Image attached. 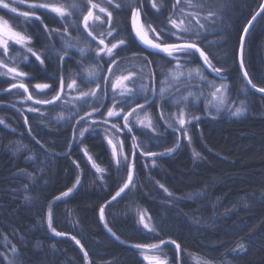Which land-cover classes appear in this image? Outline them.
<instances>
[{
  "label": "trees",
  "instance_id": "16d2710c",
  "mask_svg": "<svg viewBox=\"0 0 264 264\" xmlns=\"http://www.w3.org/2000/svg\"><path fill=\"white\" fill-rule=\"evenodd\" d=\"M30 2L33 0L16 2L14 6L18 11H32L27 6ZM60 2L65 5L75 2L85 9L84 14L90 7L88 0ZM92 2L109 7L118 30L131 32L130 9H114L107 0ZM129 2L121 0L125 5ZM151 2L144 0L143 8L153 26L170 28L169 15L175 11L179 16L181 8L186 13L198 14L200 23L204 24L202 29L195 19H187L200 31L197 42L212 63L224 69L222 75L226 77L224 83L229 90V104L219 113L211 107L206 112L204 97L199 99L192 110L200 120L187 125L190 145L180 138V133L174 134L171 129L166 131L160 121V103L172 113L177 112L176 107L165 102L148 107L154 121L160 122V132L136 127L138 142L143 141L149 150L158 153L165 152L176 142L180 147L172 153L157 156L155 166L137 152L136 188L131 195L122 193L105 208V219L120 237L117 240L100 221L99 207L122 186L126 173L116 175V166L102 133L88 132L78 144L73 141L72 127L78 117L71 124L55 119L62 110L71 108V104L57 101L55 105H34L27 99L29 94L34 98L45 96L34 84L53 83L46 77L52 75L60 62L55 58L51 62L46 60L45 72L35 57L18 46L9 48V57L15 56V60L4 57L0 50V59L10 65L15 63L20 70L29 73L24 80L29 93L19 88L11 89L10 85L17 81L0 75V120L4 121L0 124V264H148L142 256L143 250L132 247L137 243L160 245L159 251L170 264H264V97L247 86L238 66L243 29L263 0H180L179 4L176 0H156L160 5L159 12L152 9ZM189 3L196 6L190 8ZM38 11L43 13L41 18L49 28L62 31L60 17L48 10ZM74 11L78 13L79 10ZM209 12L215 15L209 16ZM0 16L17 30L31 35L36 49L44 51L46 33L39 21L25 23L26 18L3 8H0ZM78 19L82 21V15ZM80 28L83 33L82 23ZM70 31L76 35L73 29ZM53 42L60 47L55 34ZM133 52L148 55L135 43L127 52H121V56L131 57ZM25 54L29 57L27 61L23 59ZM70 55L73 59L66 58L65 64L79 74L77 62L80 56L75 49L70 50ZM148 59L154 63L144 71L156 73L158 89L163 76L155 62L160 63L165 74L169 62L162 55H148ZM194 63L201 64L197 55ZM244 64L252 83L264 87V13L246 39ZM140 66L139 60H123L113 71L126 74L128 70L139 71ZM107 67L105 64V74ZM204 71L209 81L220 85L215 73ZM77 82L79 84L80 80ZM144 82L152 85L151 80ZM54 87L58 88V82ZM189 88L193 92L203 89L205 96L211 99L206 84L181 85L180 91L186 94ZM191 101L192 97L189 98ZM137 103L144 101L141 99ZM241 103L246 109L244 115L231 116L229 107L234 110ZM76 106L79 107V102ZM28 107L39 108L44 115L29 112ZM86 111H90L88 106L80 115ZM64 114L67 115V111ZM122 139L126 152H130V135L125 132ZM81 147H87L97 163L109 170L103 183L96 179L95 170ZM194 150L200 153L199 158L194 157ZM74 160L79 162L80 169L76 168ZM77 175L81 184L66 199L56 201V197L72 187ZM161 184L172 196L160 187ZM49 210L53 228L65 233L64 236H55L49 230ZM141 211L153 217L156 231L148 232L139 225ZM73 236L80 245L71 238ZM162 240L165 243L161 244ZM172 240L180 245L179 250L169 242ZM240 244L244 245L243 250L238 247ZM81 246L88 253L87 261Z\"/></svg>",
  "mask_w": 264,
  "mask_h": 264
},
{
  "label": "snow or ice",
  "instance_id": "6c2138e0",
  "mask_svg": "<svg viewBox=\"0 0 264 264\" xmlns=\"http://www.w3.org/2000/svg\"><path fill=\"white\" fill-rule=\"evenodd\" d=\"M16 2L27 3V0H7V2L6 0H0V8L8 9L10 12L26 18L25 23H30L32 20L39 21L46 33L47 43L42 46L44 51L37 50L33 45V37L31 35L17 30L9 23V20L0 16V48L3 49V56L9 57V44L11 42L19 45L25 53H30L32 57H35V60L39 62L45 72H47L46 60L51 62L55 58L60 62L56 65L52 75L46 77L53 83L38 82L34 84L35 89L45 93V96L34 98L32 94H29L27 99L32 101L34 105H55L57 101H62L65 105L71 104V108L62 110L55 119L57 122L67 121L71 124L73 119L78 117V119H75V124H72L73 141H82L85 133L90 131L97 133V135L103 134L104 140L111 148V159L115 162L116 175L120 176L126 173V179L115 194L99 207V219L104 223L105 229L117 240H120V237L109 227L105 219V208L113 201H116L118 197H121L122 193L131 195L136 188L134 174L137 152L143 157L155 158L172 153L180 147L179 142H176L173 147L167 148L163 153L149 150L143 141L138 142L135 134L136 126L140 125L159 133L160 122L154 121L153 116L148 111V107L158 102L170 103L178 109L177 112H169L165 104L160 103V121H163L166 131L171 129L174 134L182 133L184 138L191 144V137L186 126L191 125L193 121L200 120V116H197L192 110L199 102V99L204 97L206 112L211 107L215 109L216 113H219L229 104V90L224 83L226 77L222 75L224 69L213 64L209 55L197 42L201 33L191 24V20L187 18L195 19L196 24L202 29L204 24L200 23L198 14L186 13L183 8L179 9V16H177L175 11L169 15L168 23L171 27L165 28L162 25L153 26V21L148 19V15L144 11V0H130L126 5L122 4L121 0H107V4L114 9L119 10L125 7L130 9L131 32H127L118 30V27L114 25L113 11L109 10V7L93 3L92 0H88L90 7L86 9V14H84L85 9L75 2L71 5H65L60 0H33L27 5L32 11H18V8L14 6ZM176 2L179 4L180 0H176ZM195 6L191 3L188 4L190 8ZM151 7L157 12L160 11V5L156 0H152ZM173 7L175 8V5ZM261 7L264 9V5ZM77 9L79 10L78 13L74 11ZM93 9H98L99 13H103L107 19L101 21L99 15H94ZM38 10H48L60 17L62 31L57 28H49L48 24L41 18L43 13ZM79 15H82V21L78 19ZM208 15L214 16L215 14L209 12ZM253 19H255V16ZM97 21H100L99 26L95 23ZM81 23L83 33H86V36L81 33ZM70 29H73L76 35H73ZM243 32L247 34L248 28L245 27ZM53 34L59 38V48L53 42ZM135 43H139L143 49H147L148 55H162V58H167L169 67L166 70V74L160 63L155 62L157 69H160L163 76V79L159 82L158 89L155 86L156 73L144 71L145 67H150L154 63V61L148 59V55L133 52L131 57L121 56V52H127ZM243 44L244 37L241 36L240 68L242 70L244 68ZM73 49L80 56V61L77 62L80 66L79 74L69 69L65 64L66 58L68 60L73 59L70 55V50ZM196 54H199V58L203 62L202 65L194 63ZM88 57H91V59L89 60ZM9 59L15 60L16 57L12 56ZM23 59L27 61L29 59L28 55L25 54ZM129 59L141 61L139 71L135 69L128 70L126 74L123 71H113L114 67H120L121 61ZM105 64L108 65L107 74H105ZM205 66L208 70L215 73L216 78L221 81L219 86L207 79L204 71ZM0 69L4 70L0 72V75L10 76L12 80L17 81L10 85L11 89L19 88L23 89L25 93H29V87L24 82L29 77V73L20 70L15 63L10 65L4 59H0ZM243 75L252 88L257 92L264 93V87H257L248 79L247 71H244ZM133 77L136 78L134 79ZM78 79L80 80L79 84L77 82ZM145 80H151L152 85L145 83ZM101 81H103V84ZM57 82L58 88L54 87ZM194 82L208 86L211 96L210 100L205 96L203 89L199 92H193L189 88L186 94L180 91L181 85H189ZM138 84L139 87H137ZM62 97H70V99L62 100ZM190 97H192L191 102H189ZM141 99H143L144 103H137ZM77 102H79V107L76 106ZM85 106H88L90 111L80 115ZM228 110L231 116L239 118L244 115L246 109L244 104L241 103L234 110L230 107ZM27 111L38 112L41 116L44 115V111L36 107H28ZM65 111H67V115L64 114ZM81 121H84V124H80ZM27 122V117H25V123L27 124ZM3 123L4 121L0 120V124ZM76 125H80V127L77 128ZM125 130L131 139L130 152L125 151V143L124 139H122ZM160 134L163 135V133ZM69 149H71V145H69ZM83 151L88 163L92 169H95L96 179L103 183L107 179L109 170L97 163L87 147L83 148ZM193 155L196 158L200 157V153L195 150ZM73 163L77 169H80L81 166L78 161L74 160ZM152 164L155 166L156 161L153 160ZM80 184L81 178L77 175L72 187L62 192L56 199L59 200L62 197L69 196ZM160 187L169 196H172V193L163 184ZM173 202H175V198H173ZM152 221L153 217L145 211L139 213L138 223L148 232L157 230V225ZM48 227L55 236L65 235V233L56 231L53 228L51 210L48 213ZM71 238L75 240L77 245H80L78 239L74 236ZM169 242L175 244L176 249L179 250L180 245L178 243L174 240ZM163 243L165 242L162 240L161 244ZM132 247L158 251L160 245L137 243L133 244ZM238 247L243 250L244 245L240 244ZM15 251L13 246V252ZM81 251H84L83 246H81ZM84 258L85 261L88 260L86 251H84ZM143 258L148 261V264H167V259H162L159 255L145 254Z\"/></svg>",
  "mask_w": 264,
  "mask_h": 264
},
{
  "label": "rangeland",
  "instance_id": "374dc122",
  "mask_svg": "<svg viewBox=\"0 0 264 264\" xmlns=\"http://www.w3.org/2000/svg\"><path fill=\"white\" fill-rule=\"evenodd\" d=\"M93 12H94V15H99L100 17H101V21H105L106 19H107V17L103 14V13H99V10L98 9H93ZM96 24H97V26L100 24V21H97V22H95ZM106 27V26H105ZM151 35V34H150ZM11 46H18V47H20L19 45H15V44H12L11 42H10V44H9V48L11 47ZM0 50L3 52V49L2 48H0ZM37 90V89H36ZM37 91H39V90H37ZM64 99H70V97H63ZM139 111V110H138ZM122 122V121H121ZM136 127H138V128H143V129H148V128H146V127H143V126H140V125H137ZM187 127V126H186ZM188 128V127H187ZM149 130V129H148ZM91 132V131H90ZM125 132H126V130H125ZM88 133V132H87ZM86 134V133H85ZM189 134V133H188ZM103 135V134H102ZM180 138H182L186 143H188L189 144V141L186 139V138H184V136H183V134L182 133H180ZM104 138V137H103ZM106 142V141H105ZM107 143V142H106ZM78 144H80V141H78ZM190 145V144H189ZM108 146V145H107ZM83 148L84 147H81V149H82V151H83ZM108 148H109V151H110V154H111V148H110V146H108ZM125 151H126V149H125ZM146 158V160L149 162V164H151V165H153L152 164V161L153 160H155L156 159V157L155 158H153V157H145ZM114 162V161H113ZM115 163V162H114ZM95 170V169H94ZM76 190V189H75ZM74 190V191H75ZM73 191V192H74ZM72 192V193H73ZM71 193V194H72ZM70 194V195H71ZM69 195V196H70ZM68 197V196H67ZM67 197H62L61 199H59V200H63V199H66ZM58 199L56 200V201H59ZM47 226H48V217H47ZM49 228V227H48ZM50 231H51V229H49ZM52 232V231H51ZM142 256L143 255H159L162 259L163 258H165V256H164V254L163 253H161V251H155V250H143L142 251ZM88 264V263H87ZM167 264H170L169 263V261L167 260Z\"/></svg>",
  "mask_w": 264,
  "mask_h": 264
},
{
  "label": "water",
  "instance_id": "95a60500",
  "mask_svg": "<svg viewBox=\"0 0 264 264\" xmlns=\"http://www.w3.org/2000/svg\"><path fill=\"white\" fill-rule=\"evenodd\" d=\"M264 5V0L261 4V6ZM260 6V8L257 10V12L253 15V17L255 16V19H253V17L251 18V20L248 22V24L246 25V27L248 28V32L247 34H245L244 32L242 33V36L244 37V44H243V61H244V50H245V44H246V39L248 37V34L250 33L251 29L253 28V26L255 25V23L258 21V19L262 16V14L264 13V9H262V7ZM257 13H259V15H257ZM139 44V43H138ZM140 45V44H139ZM140 47L142 48V46L140 45ZM143 49V48H142ZM145 51L148 52L147 49H143ZM198 57H199V54H196ZM200 60V58H199ZM201 64H203L202 60H200ZM238 66H239V69H240V72L242 74V77L245 81V83L247 84V86L255 93H257L258 95H261L264 97V93H260V92H257L254 88H252V86L250 84H248L247 82V79H245L244 75H243V72L244 71H247L246 70V67H245V64H244V68L243 70L240 68V45H239V50H238ZM205 70L210 72V73H213L211 72L210 70H208L205 66ZM248 79H250L249 75H248Z\"/></svg>",
  "mask_w": 264,
  "mask_h": 264
}]
</instances>
